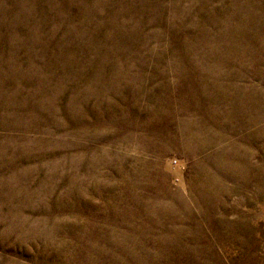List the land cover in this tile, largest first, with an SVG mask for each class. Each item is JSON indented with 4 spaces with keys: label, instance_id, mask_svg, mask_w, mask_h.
<instances>
[{
    "label": "rangeland",
    "instance_id": "374dc122",
    "mask_svg": "<svg viewBox=\"0 0 264 264\" xmlns=\"http://www.w3.org/2000/svg\"><path fill=\"white\" fill-rule=\"evenodd\" d=\"M0 264H264V0H0Z\"/></svg>",
    "mask_w": 264,
    "mask_h": 264
}]
</instances>
